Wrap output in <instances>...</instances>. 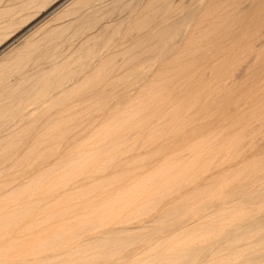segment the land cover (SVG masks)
Wrapping results in <instances>:
<instances>
[{
	"label": "rangeland",
	"instance_id": "rangeland-1",
	"mask_svg": "<svg viewBox=\"0 0 264 264\" xmlns=\"http://www.w3.org/2000/svg\"><path fill=\"white\" fill-rule=\"evenodd\" d=\"M0 159V264H264V0H0Z\"/></svg>",
	"mask_w": 264,
	"mask_h": 264
},
{
	"label": "bare ground",
	"instance_id": "bare-ground-1",
	"mask_svg": "<svg viewBox=\"0 0 264 264\" xmlns=\"http://www.w3.org/2000/svg\"><path fill=\"white\" fill-rule=\"evenodd\" d=\"M76 9H77V8H76ZM74 12H75V11H74ZM171 20H172V19H171ZM187 24H188V23H187ZM166 26H167V25H166ZM164 27H165V25H164ZM169 28H170V27H169ZM165 29H166V28H165ZM159 30H160V29H159ZM169 31H170V30H169ZM52 32H53V30H52ZM160 32H161V31H160ZM165 32L168 33L167 30H166ZM49 33H50V32H49ZM157 34H158V32H157ZM161 34H162V33H161ZM56 35H57V34H56ZM162 35H163V34H162ZM171 35H172V34H171ZM169 36H170V35H169ZM158 37H159V36H158ZM161 37H162V36H161ZM164 37H165V36H164ZM155 38H157V37L155 36ZM155 38L153 37V39H155ZM171 38H172V37H171ZM158 39H159V38H158ZM168 39H169V38H168ZM32 40H33V39H32ZM35 40H36V39H35ZM159 40H160V39H159ZM161 40H162V39H161ZM37 42H38V41H37ZM97 43H98V42H97ZM28 45H29V44H28ZM33 45H35V44L33 43ZM33 45H32V46H33ZM161 46H162V45H161ZM162 48H163V47H162ZM27 54H28V53H27ZM172 54H173V53H172ZM23 55H26V54H23ZM100 55H101V54H100ZM132 56H133V55H132ZM23 57H24V56H23ZM23 57H22V58H23ZM130 57H131V56H130ZM26 59H27V56H26ZM16 60H17V59H16ZM51 61H52V60H51ZM84 63H86V62H83V64H84ZM87 63H88V62H87ZM87 63H86V64H87ZM89 65H90V64H89ZM86 66H87V65H86ZM1 68H2V67H1ZM85 68H86V67H85ZM184 69H185V68H184ZM79 70H80V69H79ZM1 71H2V70H1ZM89 71H90V70H89ZM4 72H5V71H4ZM2 74H3V73H2ZM42 75H43V74H42ZM40 76H41V75H40ZM178 76H179V75H178ZM33 77H34V76H33ZM39 78H40V77H39ZM58 79H59V78H58ZM184 79H185V78H184ZM185 80H186V79H185ZM27 81H28V80H27ZM86 82H87V81H86ZM182 82H183V81H182ZM190 82H191V81H190ZM193 82H194V81H193ZM55 83H56V82H55ZM59 83H60V82H59ZM37 84H38V83H37ZM37 84H36V85H37ZM89 84H90V82H89ZM96 84H97V83H96ZM36 85H35V86H36ZM44 85H46V84H44ZM44 85H43V87H44ZM84 86H85V84H84ZM99 86H100V85H99ZM99 86H98V87H99ZM40 87H41V86H40ZM51 87H52V86H51ZM80 87H81V86H80ZM98 87H97V88H98ZM78 88H79V86H78ZM153 88H154V86H153ZM27 89H28V88H27ZM38 89H39V88H38ZM36 90H37V89H36ZM143 90H144V89H143ZM31 91H32V90H31ZM60 91H62V90H60ZM70 92H71V91H70ZM94 92H95V91H94ZM4 93H5V92H4ZM61 93H62V92H61ZM91 93H92V92H91ZM47 94H48V93H47ZM115 94H116V93H115ZM115 94H114V95H115ZM130 94H131V93H130ZM6 95H7V94H6ZM54 95H55V94H54ZM56 95H57V94H56ZM56 95H55V96H56ZM129 96H130V95H129ZM53 97H54V96H53ZM5 98H6V97H5ZM100 98H101V97H100ZM105 98H106V97H105ZM124 98H125V97H124ZM5 100H6V99H5ZM7 100H8V99H7ZM44 100H45V99H44ZM50 100H52V99H50ZM50 100H49V101H50ZM168 100H169V99H168ZM87 103H88V102H87ZM149 103H150V102H149ZM116 104H117V103H116ZM116 104H115V105H116ZM44 106H45V105H44ZM101 106H103V105H101ZM105 106H106V105H105ZM58 107H59V106H58ZM116 107H117V105H116ZM42 108H43V107H42ZM42 108H41V109H42ZM104 108H105V107H104ZM119 108H120V107H119ZM54 109H55V108H54ZM54 109H53V110H54ZM94 109H95V108H94ZM100 109H101V108H100ZM100 109H99V111H100ZM89 110H90V109H89ZM124 110H125V109H124ZM261 110H262V109H261ZM23 111H24V110H23ZM92 111H94V110L92 109ZM108 111H109V109H108ZM36 112H37V111H36ZM95 112H96V110H95ZM97 112H98V109H97ZM100 112H101V111H100ZM183 112H184V111H183ZM34 113H35V112H34ZM91 113H92V112H91ZM102 113H103V111H102ZM11 114H12V113H11ZM35 114H36V113H35ZM57 114H58V113H57ZM13 115H14V114H13ZM51 115H52V114H51ZM51 115H48V117L51 116ZM257 115H258V114H257ZM14 116H15V115H14ZM54 116H55V115H54ZM81 116H82V115H81ZM95 116H97V115H95ZM103 116H104V115H103ZM51 117H52V116H51ZM110 117H111V116H110ZM90 118H91V117H90ZM97 118H98V117H97ZM101 118H102V116H101ZM93 119H96V117H94ZM99 119H100V116H99ZM48 120H49V119H48ZM55 120H56V119H55ZM96 120H97V119H96ZM96 120H95V124H96ZM22 121H23V119H22ZM93 121H94V120H93ZM97 121H98V120H97ZM89 123H90V121H89ZM95 124H94V125H95ZM20 125H21V124H20ZM43 125H44V124H43ZM90 125H91V124H90ZM94 125H93V127H94ZM261 125H262V123H261ZM27 126H28V125H27ZM76 126H77V125H76ZM88 126H89V125H88ZM30 127H31V126H30ZM83 127H84V126H83ZM26 128H29V127H26ZM39 128H40V127H39ZM256 128H257V127H256ZM32 129H33V128H32ZM65 129H66V128H65ZM34 130H35V129H34ZM69 130H70V129H69ZM84 130H85V129H84ZM89 130H90V129H89ZM89 130H88V131H89ZM92 130H93V128H92ZM21 131H22V130H21ZM35 132H36V131H35ZM61 132H62V131H61ZM61 132H60V133H61ZM63 132H64V130H63ZM134 132H135V131H134ZM31 133L34 134L33 132H31ZM58 133H59V132H58ZM73 133H74V132H73ZM114 133H116V132H114ZM228 133H229V132H228ZM6 134H7V133H6ZM32 134H30V136H31ZM135 134H136V133H135ZM135 134H133V135H135ZM21 135H22V134H21ZM38 135H39V134H38ZM51 135H52V134H51ZM53 135H54V134H53ZM53 135H52V136H53ZM19 136H20V135H19ZM22 136H23V135H22ZM59 136H60V135H59ZM59 136H58V134H57V137H56L55 141L58 139ZM81 136H82V135H81ZM111 136H112V135H111ZM150 136H151V135H150ZM85 137H86V136H85ZM125 137H126V136H125ZM28 138H29V137H27V139H28ZM51 138H52V137H51ZM54 138H55V137H54ZM67 138H68V137H67ZM78 138H81V137H79V135H78ZM136 138H137V137H136ZM105 139H106V138H105ZM18 141H19V140H18ZM20 141H21V139H20ZM27 141H28V140H27ZM27 141H25V142H26L25 144H29V143H27ZM30 141H31V139H30ZM33 141H34V140H33ZM55 141H54V142H55ZM68 141H69V139H68ZM5 142H6V141H5ZM46 143H47V142H46ZM48 143H49V146H50V142H48ZM48 143H47V144H48ZM52 143H53V142H52ZM79 143H80V142H79ZM96 143H97V142H96ZM121 143H122V142H121ZM47 144L44 145V146L47 147V146H48ZM70 144H71V143H70ZM77 144H78V143H77ZM119 144H120V143H119ZM12 145H13V144H12ZM58 145H59V144H58ZM68 145H69V144H68ZM75 145H76V144H75ZM26 146H27V145H26ZM56 146H57V145H56ZM23 147H24V146H23ZM101 147H102V146H101ZM138 147H139V146H138ZM138 147H137V149H138ZM26 148H27V147H26ZM39 148H40V147H39ZM39 148H38V149H39ZM42 148H43V147H42ZM75 148H76V147H75ZM15 149H16V148H15ZM18 149H19V147L16 149V151H17ZM21 149H23V148H21ZM53 149H55V148H53ZM92 150H93V149H92ZM19 151H20V150H19ZM19 151H18V152H19ZM73 151H74V150H73ZM73 151H72V152H73ZM13 152H15V151H13ZM66 152H67V151H66ZM48 153H49V152H48ZM50 155H51V154H50ZM74 155H75V154H74ZM1 156H2V155H1ZM4 156H5V155H4ZM7 156H8V155H7ZM34 156H36V155H34ZM34 156H33V157H34ZM38 156H39V155H38ZM66 156H67V155H66ZM172 156H173V155H172ZM172 156H171V157H172ZM5 157H6V156H5ZM104 157H105V156H104ZM233 157H234V156H233ZM207 158H208V157H207ZM4 159H5V158H4ZM4 159H3V161H4ZM27 159H28V158H27ZM27 159H26V160H27ZM29 159H30V158H29ZM29 159H28V160H29ZM214 159H215V158H214ZM0 160H2V159H0ZM6 160H7V159H6ZM9 160H10V158H9ZM166 160H167V159H166ZM170 160H172V159H170ZM233 160H234V159H233ZM34 161H35V160H34ZM34 161H33V162H34ZM40 161H42V159H40ZM60 161H61V160H60ZM206 161H207V160H206ZM261 161H262V160H261ZM17 162H18V161H17ZM24 162H25V161H24ZM26 162H27V161H26ZM168 162H169V161H168ZM237 162H238V160H237ZM237 162H236V163H237ZM2 163H3V162H2ZM15 163H16V162H15ZM34 163H35V162H34ZM34 163H33V164H34ZM23 164H24V163H23ZM30 164H31V161H30ZM175 164H176V163H175ZM202 164H203V163H202ZM262 164H263V163H262ZM21 165H22V163H21ZM34 165H35V164H34ZM219 165H220V164H219ZM231 165H233V163H231ZM42 166H43V165H42ZM56 166H58V165H56ZM32 167H33V166H32ZM34 167H36V166H34ZM38 167H40V166L38 165ZM38 167H37V168H38ZM43 167H44V166H43ZM108 167H109V166H108ZM166 167H167V165H166ZM229 167H230V166H229ZM262 167H263V166H262ZM262 167H261V168H262ZM30 168H31V167H30ZM30 168H28V169H30ZM111 168H112V167H111ZM21 169H22V168H21ZM21 169H20V170H21ZM34 169H36V168H34ZM107 169H108V168H106L105 170H107ZM224 169H225V166H224ZM24 170H25V169H24ZM24 170H23V171H24ZM30 170H31V169H30ZM225 170H226V169H225ZM27 171H28V170L24 171V173L27 172ZM222 171H223V169H222ZM33 172H34V171H33ZM105 172H106V171H105ZM105 172L103 171L102 174H104ZM223 172H225V171H223ZM97 173H99V172H97ZM16 174L18 175V173H15V175L12 176L13 179L17 177ZM21 174H22V172H21ZM21 174H20V175H21ZM30 174H31V172H30ZM24 175L27 177L28 174L26 175V173H25ZM247 175H248V174H247ZM6 176H8V175H6ZM15 176H16V177H15ZM41 176H42V175H41ZM92 176H93V175H92ZM22 177H23V176H22ZM26 177H25V178H26ZM12 178H11V179H12ZM19 178H20V177H19ZM23 178H24V177H23ZM91 178H92V177H91ZM139 178H140V177H139ZM197 178H198V177H197ZM11 179H10V180H11ZM14 180H16V179H14ZM21 180H22V179H20V181H21ZM26 180H27V178H26ZM87 180H88V179H87ZM141 181H142V180H141ZM60 182H61V181H60ZM84 182H85V181H84ZM88 182H89V181H88ZM7 183H8V182H7ZM140 183H141V182H140ZM16 184H17V183H16ZM78 184H81V183H78ZM78 184H77V186H79ZM198 184H199V183H198ZM9 185H10V183H9ZM28 185H29V184H28ZM0 186H2V185H0ZM15 186H16V185H15ZM42 186H43V185H42ZM58 186H59V185H58ZM92 186H93V185H92ZM38 187H39V186H38ZM0 188H1V187H0ZM6 189H7V188H6ZM72 189H73V188H72ZM75 189H76V187H75ZM88 189H89V188H88ZM169 189H170V188H169ZM76 190H77V189H76ZM85 190H86V189H85ZM5 191H6V190H5ZM49 191H50V190H49ZM83 191H84V190H83ZM121 191H122V190H121ZM75 192H76V191H75ZM125 192H126V191H125ZM218 192H219V191H218ZM67 193H68V192H67ZM69 193H70V192H69ZM81 193H82V191H81ZM2 194H3V193H2ZM2 194H1V195H2ZM70 194H73V192H71ZM116 194H117V193H116ZM206 194H207V193H206ZM210 194H211V193H210ZM210 194H209V195H210ZM85 195H86V194H85ZM118 195H119V194H118ZM184 195H186V194H184ZM32 196H33V195H32ZM82 196H84V195H82ZM211 196H213V195L211 194ZM38 197H39V196H38ZM207 197H208V196H207ZM214 197H215V196H214ZM208 198H209V197H208ZM248 198H249V197H248ZM59 199H60V198H59ZM117 199H118V197H117ZM185 199H187V198H185ZM213 199H214V198H213ZM155 201H156V200H155ZM213 201H214V200H212V203L214 204L215 202H213ZM215 201L217 202V200H215ZM26 202H27V201H26ZM168 202H169V201H168ZM3 203H4V202H3ZM14 203H16V202L14 201ZM30 203H31V202H30ZM153 203H154V202H153ZM217 203H218V202H217ZM217 203H216V204H217ZM106 204H107V203H106ZM108 204H109V203H108ZM170 204H171V203H170ZM210 204H211V203H210ZM216 204H215V205H216ZM28 205H29V204H28ZM32 205H34V204H32ZM41 205H42V204H41ZM128 205H129V204H128ZM163 205H165V202H164ZM183 205H184V204H183ZM186 205H187V204H186ZM221 205H222V204H221ZM106 206H107V205H106ZM33 207H34V206H33ZM1 208H2V207H1ZM172 208H173V207H172ZM96 209H97V208H96ZM107 209H108V208H107ZM25 210H26V209H25ZM28 210H29V209H28ZM60 211H61V210H60ZM105 211H106V210H105ZM111 211H112V210H111ZM111 211H110V212H111ZM157 211H158V210H157ZM18 212H19V211H18ZM18 212H17L16 214H15V213H12V214L17 215ZM112 212H114V211H112ZM19 213H21V210H20ZM23 213H24V212H23ZM59 213H60V212H59ZM64 213H66V215L68 214L67 211H64ZM64 213H63V215H64ZM128 213H129V212H128ZM229 213H230V212H229ZM12 214H11V215H12ZM11 215H10V216H11ZM132 215H133V214H132ZM3 216H4V215H3ZM6 216H7V215H6ZM38 216H39V215H38ZM47 216H48V215H47ZM49 216H50V215H49ZM16 217H17V216H16ZM59 217H60V216H59ZM62 217H63V216H62ZM65 217H66V216H65ZM65 217H63V218H65ZM99 217H100V216H99ZM160 217H161V216H160ZM13 218H14V216H13ZM77 218H78V217H77ZM92 218H93V217H92ZM167 218H168V217H167ZM236 218H237V217H236ZM18 219H19V218H18ZM36 219H37V218H36ZM158 219H159V218H158ZM13 220H15V218H14ZM21 220H22V219H21ZM83 220H84V219H83ZM230 220H231V219H230ZM230 220H229V221H230ZM236 220H237V219H236ZM4 221H5V219H4ZM6 221H10V219H8V220H6ZM61 222H62V221H61ZM240 222H241V221H240ZM2 223H3V222H2ZM17 223H18V222H17ZM50 223H51V222H50ZM64 223H66V222H64ZM225 223H226V222H225ZM234 223H235V220H234ZM4 224H6V223H4ZM55 225H56V224H55ZM55 225H54V226H55ZM234 225H235V224H234ZM7 226H8V225H7ZM36 226H37V225H36ZM52 226H53V225H52ZM54 226H53V227H54ZM10 227H11V226H10ZM19 227H20V226H19ZM48 227H49V225H48ZM53 227H51L50 229H52ZM60 227H61V226H60ZM232 227H233V226H232ZM1 228H2V227H1ZM15 228H16V227H15ZM15 228H14V229H15ZM40 228H41V227H40ZM211 228H212V227H211ZM61 229H62V228H61ZM92 229H93V228H92ZM202 229H203V228H202ZM228 229H230V228H228ZM17 230H18V227H17ZM29 230H30V229H29ZM43 230H45V229H43ZM226 230H227V229H226ZM226 230H225V231H226ZM46 231H47V233H48L49 228H48V230H46ZM53 231H55V228L53 229ZM53 231H52V232H53ZM79 231H80V230H79ZM81 231H82V230H81ZM103 231H105V230H103ZM116 231H117V230H116ZM119 231H120V230H118V232H119ZM121 231H123V230H121ZM205 231H206V230H205ZM212 231H213V230H212ZM13 232H14V231H13ZM3 233H5V232L3 231ZM28 233H29V232H28ZM28 233H27V234H28ZM111 233H112V232H111ZM207 233H208V232H207ZM216 233H217V229H216ZM5 234H6V233H5ZM20 234H21V233H20ZM23 234H26V230H25V233H23ZM32 234H33V236L35 235L34 233H32ZM48 234H49V233H48ZM117 234H118V233H117ZM1 235H2V234H1ZM49 235H50V234H49ZM30 236H31V235H30ZM47 236H48V235H47ZM102 236H103V235H102ZM119 236H120V235H119ZM12 237H13V236H12ZM26 237H27V236H26ZM37 237H38V235H37ZM96 237H97V235H96ZM110 237H111V236H110ZM122 237H125V236H122ZM7 238H8V237H7ZM9 238H10V237H9ZM28 238H29V237H27L26 240H27ZM35 238H36V237H35ZM41 238H42V237H41ZM49 238H50V237H49ZM97 238H98V237H97ZM101 238H102V237H101ZM103 238H104V237H103ZM114 238H115V237H114ZM62 239H63V238H62ZM81 239H82V238H81ZM92 239H93V237H92ZM106 239H107V238H106ZM106 239H105V240H106ZM123 239H124V238H123ZM126 239H127V237H126ZM172 239H173V238H172ZM21 240H22V239H21ZM23 240H24V239H23ZM93 240H94V239H93ZM96 240H97V239H96ZM121 240H122V239H121ZM169 240H170V239H169ZM17 241H19V240H17ZM24 241H25V240H24ZM36 241H37V240H34L35 243H36ZM90 241H91V240H90ZM127 241H128V240H127ZM5 242H6V241H5ZM13 242H14V244H15L16 241H13ZM21 242H22V241H21ZM21 242H19V243H21ZM61 242H62V241H59L58 243H61ZM118 242H119V241H118ZM125 242H126V241H125ZM129 242H131V241H129ZM156 242H157V241H156ZM23 243H24V242H23ZM28 243H29V242H28ZM28 243H27V244H28ZM92 243H93V246H94V242H92ZM98 243H101V242H98ZM167 243H169V241H167ZM31 244H32V242H31ZM54 244H56V243H53V245H54ZM103 244H104V243H103ZM131 244H132V243H131ZM10 245H11V244H10ZM83 245H84V244H83ZM91 245H92V244H91ZM124 245H125V244H124ZM124 245H123V246H124ZM163 245H165V244H163ZM167 245H168V244H167ZM7 246H9V245H7ZM77 246H78V245H77ZM80 246H81V245H80ZM123 246H121V247H123ZM157 246H159V245H157ZM181 246H182V245H181ZM4 247H6V246H4ZM63 247H65V246H63ZM69 247H71V245H70ZM125 247L127 248V246H125ZM165 247H166V245H165ZM170 247H171V245H170ZM67 248H68V247H67ZM71 248H72V247H71ZM86 248L89 249L90 247L88 246V247H86ZM160 248H161V247H160ZM173 248H174V247H173ZM175 248H176V247H175ZM183 248H184V246H183ZM163 249H164V248H163ZM170 249H171V248H170ZM178 249H179V248H178ZM178 249H177V250H178ZM187 249H188V248H187ZM187 249H186V251H187ZM64 250H65V249H64ZM98 250H99V249H98ZM103 250H104V249H103ZM103 250H102V251H103ZM107 250H108V249H107ZM161 250H162V249H161ZM165 250H166V249H165ZM20 251H21V250H19V253H20ZM58 251H59V250H58ZM80 251H82V250H80ZM156 251H158V250H156ZM169 251H171V250H169ZM169 251H167V253H168ZM175 251H176V250H175ZM179 251H181V252L183 251V250H181V247H180V250H179ZM186 251L183 252V256H184V255L186 256V254H185ZM55 252H57L56 249H55V248H52V249H50V251L47 252L46 254H47V255L49 254L48 256H50V255H52V254H53L52 256H56L57 254H54ZM61 252H62V251H61ZM100 252H101V251H100ZM159 252H160V249H159ZM176 252H177V251H176ZM2 253H3V252H2ZM153 253H154V252H153ZM20 254H29V256H30V255H32V256H34V255H35V256H39V255H41L42 253H40V252H38V251L28 250V248H27L26 251H22ZM80 254H81V252H80ZM84 254H85V253H84ZM165 254H166V253H165ZM168 254L170 255L171 252L168 253ZM180 254H182V253H180ZM63 255H64V254H63ZM72 255H73V254H72ZM88 255H89V254H88ZM88 255H87V256H88ZM102 255H103V254H102ZM163 255H164V254H163ZM171 255H172V254H171ZM64 256H65V255H64ZM66 256H67V255H66ZM82 256H83V255H82ZM95 256H96V255H95ZM158 256H159V255H158ZM166 256H168V255L166 254ZM177 256L179 257V253H178ZM76 257H77V256H76ZM156 257H157V256H156ZM161 257H162V255L160 256V260H159V261L162 260ZM178 257L175 256V258H177V259H178ZM46 258H47V256H46ZM46 258H45V259H46ZM51 258H52V257H51ZM63 258H64V257H63ZM70 258H71V257H70ZM83 258H84V257H83ZM130 258H131V256H130ZM133 258H134V257H133ZM168 258H169V257H168ZM171 258H172V257H171ZM171 258H170V259H171ZM173 258H174V257H173ZM180 258H182V257H180ZM183 258H184V257H183ZM43 259H44V258H43ZM74 259H75V258H74ZM93 259H94V258H93ZM140 259H141V258H140ZM158 259H159V258H158ZM158 259H156V261H157ZM12 260H13V259H12ZM67 260H68V259H67ZM69 260H70V259H69ZM101 260H102V259H101ZM105 260H107V258H105ZM58 261H59V260H58ZM87 261H88V260H87ZM165 261H166V260H165ZM165 261H164V263H165ZM167 261H168V259H167ZM181 261H182V260H181ZM181 261L179 260L178 263H175V262H177V261L173 259V261H171L170 263H171V264H173V263H174V264H179V263L182 264ZM15 262H16V261H15ZM34 262H37V261H34ZM34 262H33V264H34ZM94 262H95V261H94ZM100 262H101V261H100ZM128 262H129V261H128ZM138 262H139V261H138ZM140 262H141V261H140ZM12 263H13V262H12ZM25 263H26V262H25ZM25 263H23V264H25ZM37 263H38V262H37ZM56 263H57V262H56ZM92 263H93V262H92ZM114 263H115V262H114ZM114 263H113V264H114ZM162 263H163V261H162ZM170 263H168V264H170ZM1 264H2V263H1ZM35 264H36V263H35ZM52 264H53V263H52ZM54 264H55V263H54ZM99 264H100V263H99ZM101 264H102V263H101ZM103 264H104V261H103ZM124 264H125V262H124Z\"/></svg>",
	"mask_w": 264,
	"mask_h": 264
}]
</instances>
